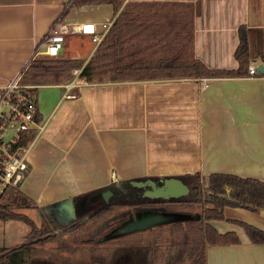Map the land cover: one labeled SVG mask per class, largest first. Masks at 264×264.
<instances>
[{
    "label": "crops",
    "instance_id": "1",
    "mask_svg": "<svg viewBox=\"0 0 264 264\" xmlns=\"http://www.w3.org/2000/svg\"><path fill=\"white\" fill-rule=\"evenodd\" d=\"M144 1L193 4L195 56L210 69L239 68L234 53L241 28L249 65L264 66V0H124L119 10ZM116 16L106 3L0 0V84L23 74L54 23L92 24L101 31ZM77 34L66 35L59 58L87 61L94 54L98 44L91 35ZM35 96L40 128L29 142L30 172L20 190L41 214L60 212L68 199L107 201V191L110 201L115 182L149 179L161 185L199 173L264 182V76L95 83L78 76L38 86ZM223 212L226 219L211 221L212 226L236 232L239 243L211 246L207 263L264 264V245L253 244L234 222L264 231V211L225 207Z\"/></svg>",
    "mask_w": 264,
    "mask_h": 264
},
{
    "label": "trees",
    "instance_id": "2",
    "mask_svg": "<svg viewBox=\"0 0 264 264\" xmlns=\"http://www.w3.org/2000/svg\"><path fill=\"white\" fill-rule=\"evenodd\" d=\"M123 1L73 0V6L112 4L117 16L109 31L87 61L38 56L29 62L21 82L34 85L32 92L37 93L38 86L70 81L72 71L78 68L81 69L79 76L89 83L250 75L245 28L240 29V44L234 53L239 68L212 70L195 56L192 3L128 2L119 10ZM261 59L264 60V55ZM255 76L263 77L264 73ZM35 135V130L29 131L22 144L28 145ZM183 179L190 187L188 197L171 199L166 208H152L179 211L183 213L181 219L166 220L148 229L136 230L137 234L126 233L110 239L104 237L107 229L117 219L126 217L128 210L91 212L64 225L46 222L47 215H42L41 225L36 226L32 219L17 212L35 207V201L19 188H9L0 199V219L23 220L31 231L25 243L12 248L0 247V264H39L41 261L50 264H208L211 246L239 243L236 232L220 233L211 221L225 220V207L264 211V182L221 173L207 176L199 173ZM125 185L133 186L129 182H115L112 187L116 190ZM149 201L155 204L164 200L149 199L142 206L150 204ZM196 207L200 209L195 213ZM234 222L245 229L253 244L264 245L262 229ZM58 253L64 255L58 258Z\"/></svg>",
    "mask_w": 264,
    "mask_h": 264
},
{
    "label": "built area",
    "instance_id": "3",
    "mask_svg": "<svg viewBox=\"0 0 264 264\" xmlns=\"http://www.w3.org/2000/svg\"><path fill=\"white\" fill-rule=\"evenodd\" d=\"M109 24H103L101 31L92 24L54 23L42 47L34 57H57L68 34L91 35V41L99 44L109 31ZM250 75L257 74L256 66L249 65ZM81 69L72 71V79L78 78ZM22 74L0 84V199L9 188H19L30 172L28 145L22 141L31 130L40 128L37 115V98L32 92L34 85L21 82ZM1 201V200H0Z\"/></svg>",
    "mask_w": 264,
    "mask_h": 264
},
{
    "label": "flooded vegetation",
    "instance_id": "4",
    "mask_svg": "<svg viewBox=\"0 0 264 264\" xmlns=\"http://www.w3.org/2000/svg\"><path fill=\"white\" fill-rule=\"evenodd\" d=\"M119 195V194H118ZM121 198H119V202H121L120 204H118L119 202H117V205H127L125 207H120V206H114L112 203H111V200L110 201H105L104 202V205L101 206L100 208L97 209V206H93L92 208H87L85 209V206L86 204L88 203L91 204V203H98L96 200H94L95 198H82L81 200H74L73 203H74V208L78 209V212H86L85 214H83L80 218H82L83 216H87V214L91 213V212H98V211H115V210H128V214L126 217H122V218H119L115 221L114 224H112V227L107 229V234L104 236L105 238H116L118 236H121V235H125L126 232L123 231V229L128 226L129 224H132V222H135L137 221L139 218H144V217H149V216H153V215H159V216H162L164 219H162L161 222H165L166 220H175V219H181L183 217V213L179 212V211H176V210H168V209H162V210H155V209H152V208H166V207H169L167 205H170V200L171 199H174V198H170V199H162V198H147V197H144L143 196V192H140V191H134L132 192L131 195H128V196H119ZM151 199L153 201H157L159 202L160 200H164L163 203H155V204H146L144 206H142V204L144 203H147V201ZM178 199V198H176ZM93 201H96V202H93ZM113 205L112 207H108L107 205ZM158 205V206H156ZM145 209V210H144ZM147 209V210H146ZM60 210H62L60 208ZM65 210V209H64ZM58 212H55V211H49L48 213H43L41 215H47V219L51 222V223H55V224H58V225H64L65 223H62V222H59L56 214ZM53 221H51L52 219ZM78 218V219H80ZM160 223V222H159ZM135 232L136 234L138 232L136 231H133ZM131 234V233H130ZM64 254L62 253H58L57 256L58 258L60 256H62ZM39 264H50L48 263L47 261H41L39 262Z\"/></svg>",
    "mask_w": 264,
    "mask_h": 264
},
{
    "label": "rangeland",
    "instance_id": "5",
    "mask_svg": "<svg viewBox=\"0 0 264 264\" xmlns=\"http://www.w3.org/2000/svg\"><path fill=\"white\" fill-rule=\"evenodd\" d=\"M78 35V34H77ZM76 35V37H77ZM70 37V36H67ZM136 191V188L134 186H128L125 185L122 188H117L116 190H114V195L113 198L111 200V203L114 206H120V207H125L127 205L124 206L123 205H117V202H119V196H128L131 195L132 192ZM119 194V195H118ZM94 200H98V203H91L88 205V203L85 206V209L87 208H92L93 206H97V209L100 208L101 206L104 205L105 200L101 199L99 197H94ZM90 199V198H89ZM93 201V202H96ZM121 202H119L118 204H120ZM199 207H196L195 209V213L199 212ZM18 213L22 214L23 216H26L29 219H32L36 226H40L42 223V220L44 219L43 216L40 213V210L37 208H31V209H21V210H17ZM58 213L56 214L59 222L65 223V222H70L73 220H76L78 218H80L83 214H85L86 212H78V209L74 208V210L72 212H69L67 209H62L59 211H57ZM194 213V214H195ZM52 219V218H50ZM45 221L48 222L49 220L47 218H45ZM53 221V219L51 220ZM31 231V228L29 226L28 223H26L23 220H19V219H14V220H1L0 219V247H15L16 245H20L22 243H25L27 241V237L29 235ZM26 235V236H25ZM114 238V237H112ZM50 248V245L48 246V249ZM49 251V250H47Z\"/></svg>",
    "mask_w": 264,
    "mask_h": 264
},
{
    "label": "water",
    "instance_id": "6",
    "mask_svg": "<svg viewBox=\"0 0 264 264\" xmlns=\"http://www.w3.org/2000/svg\"><path fill=\"white\" fill-rule=\"evenodd\" d=\"M258 73H264V66H259L257 68ZM131 184L136 187H141L145 191L143 192V196L150 198H162V199H170V198H181L182 196L187 195L190 192L189 186L180 179L175 178H167L165 181H162L161 185H158L156 181L149 180L148 181H131ZM111 192L107 191L103 194V197L108 201V195ZM61 209H67L69 212L74 210L73 199L65 200L62 204H60ZM189 218V217H187ZM164 219L162 216L153 215L149 217L139 218L137 221L132 222L126 226L123 231L126 233H133V231H140L148 229L150 226L155 225Z\"/></svg>",
    "mask_w": 264,
    "mask_h": 264
}]
</instances>
